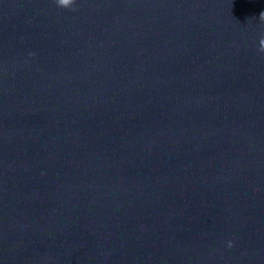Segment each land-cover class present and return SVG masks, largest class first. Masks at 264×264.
Returning <instances> with one entry per match:
<instances>
[{"label":"water","instance_id":"water-1","mask_svg":"<svg viewBox=\"0 0 264 264\" xmlns=\"http://www.w3.org/2000/svg\"><path fill=\"white\" fill-rule=\"evenodd\" d=\"M0 264H264V0H0Z\"/></svg>","mask_w":264,"mask_h":264}]
</instances>
